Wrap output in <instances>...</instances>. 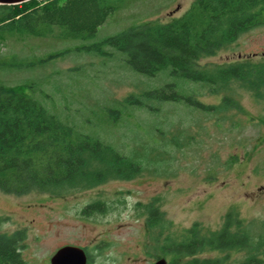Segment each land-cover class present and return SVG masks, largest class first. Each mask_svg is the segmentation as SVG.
<instances>
[{
    "label": "rangeland",
    "instance_id": "rangeland-1",
    "mask_svg": "<svg viewBox=\"0 0 264 264\" xmlns=\"http://www.w3.org/2000/svg\"><path fill=\"white\" fill-rule=\"evenodd\" d=\"M111 2L116 8L87 39L0 33V80L31 85L26 91L61 121L111 145L141 171L130 179L60 195L0 192V232L24 230L19 251L27 264H49L64 245L87 250L90 264H147L165 237L179 240L194 223L201 234L218 230L228 211L242 219L249 233L259 234L264 230V93L254 96L237 82L212 88L168 69L143 74L126 62L123 51L108 44L99 53L86 50L142 22L178 17L192 0ZM263 56L264 26H259L200 63L213 66ZM167 84L215 107L150 95ZM224 97L233 106L225 105ZM96 199L109 208L83 215V207ZM154 201L161 219L147 227L144 206ZM102 239L108 247L99 255ZM204 253L225 256L224 264H248L244 249ZM187 259L181 257V263Z\"/></svg>",
    "mask_w": 264,
    "mask_h": 264
},
{
    "label": "trees",
    "instance_id": "trees-1",
    "mask_svg": "<svg viewBox=\"0 0 264 264\" xmlns=\"http://www.w3.org/2000/svg\"><path fill=\"white\" fill-rule=\"evenodd\" d=\"M112 0H27L0 4V33H21L58 39H87L116 6ZM264 26V0H192L180 16L167 22L145 21L101 42L84 48L99 53L102 44L123 51L137 72L170 73L207 83L212 88L237 82L254 96L264 93V56L241 58L207 66L200 59L214 55L237 38ZM28 84L7 85L0 80V192L23 195L42 191L60 195L73 189H90L113 179H130L140 173L139 164L109 144L75 131L45 108ZM160 99L185 100L212 109L194 96H182L172 84L150 92ZM224 104L231 106L229 97ZM233 106V104H232ZM155 201L144 206L147 227L156 226L161 213ZM99 199L86 204L81 213L93 215L108 209ZM2 218L0 217V220ZM23 229L0 232V264H27L20 254ZM167 238V237H166ZM168 239V238H167ZM174 254L191 256L206 250L244 249L246 263L264 264V230L252 235L242 219L228 211L221 228L201 234L197 223L181 239L168 241ZM225 256L198 259L191 264H224Z\"/></svg>",
    "mask_w": 264,
    "mask_h": 264
},
{
    "label": "flooded vegetation",
    "instance_id": "flooded-vegetation-1",
    "mask_svg": "<svg viewBox=\"0 0 264 264\" xmlns=\"http://www.w3.org/2000/svg\"><path fill=\"white\" fill-rule=\"evenodd\" d=\"M165 239H166V237L163 239L164 242L161 244H158L157 247H156V245L154 246L156 248V253L155 252L150 253V258L148 259L149 261H147L148 262L147 264H154L159 259H164L166 264H191L190 261H192V260L197 261L198 259H208L209 263H210V260H211V263L213 262L214 258L209 257V256H205L204 251H202V252H198L194 255L187 256V258H189V259H187L186 261L181 263V257H183V256L179 255L178 253H176V255H175L174 249H172L173 247L171 245H168L167 244L168 242ZM107 247H108V241L106 239H102L101 242L99 243V255ZM84 251L86 254V264H90V262H91L90 255L87 253V250L84 249ZM206 251H208V250H206ZM198 254H200V256ZM128 259H129V257H128Z\"/></svg>",
    "mask_w": 264,
    "mask_h": 264
},
{
    "label": "water",
    "instance_id": "water-1",
    "mask_svg": "<svg viewBox=\"0 0 264 264\" xmlns=\"http://www.w3.org/2000/svg\"><path fill=\"white\" fill-rule=\"evenodd\" d=\"M27 0H0V4H19ZM49 264H86V254L82 247L64 245L58 248L49 259ZM154 264H166L164 259Z\"/></svg>",
    "mask_w": 264,
    "mask_h": 264
}]
</instances>
